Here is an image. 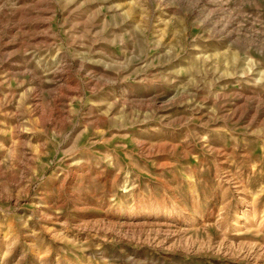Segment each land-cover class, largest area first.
Returning a JSON list of instances; mask_svg holds the SVG:
<instances>
[{"label":"rangeland","instance_id":"374dc122","mask_svg":"<svg viewBox=\"0 0 264 264\" xmlns=\"http://www.w3.org/2000/svg\"><path fill=\"white\" fill-rule=\"evenodd\" d=\"M0 264H264V0H0Z\"/></svg>","mask_w":264,"mask_h":264}]
</instances>
